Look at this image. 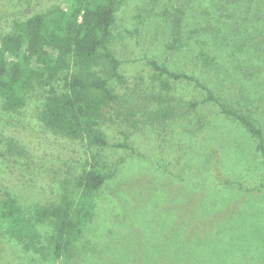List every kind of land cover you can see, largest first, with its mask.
Returning a JSON list of instances; mask_svg holds the SVG:
<instances>
[{"label":"rangeland","instance_id":"obj_1","mask_svg":"<svg viewBox=\"0 0 264 264\" xmlns=\"http://www.w3.org/2000/svg\"><path fill=\"white\" fill-rule=\"evenodd\" d=\"M187 1L125 0L118 10L111 43L125 83L112 80L111 84L134 104V109H124L125 115L141 111L129 120L123 114V121L117 119L109 126H113L112 142L126 140L130 147L112 143L89 149L79 139L43 128L35 113L45 94L41 89L32 93L20 112L0 111L1 131L30 133L33 148L41 141H51L47 151L62 142V149L78 150L77 167L88 165V159L110 175L99 192L98 215L78 242L82 253L75 250L69 264H176L181 260H162L167 256H181L190 263L195 256L190 244L174 254L169 251L188 235L193 237V227L206 238L205 223L216 218L229 223V230L222 234L233 243L221 253L222 264H264V165L256 149L258 139L223 113L215 101L206 100L207 90L194 82L164 73L171 88L162 89L151 64L156 60L173 71L196 76L220 100L249 114L264 129V67L228 65L221 59L222 53L217 56L218 46L241 22L254 23L259 30L255 34L261 38L264 10L244 14L240 9L210 18L202 12L210 6L209 0ZM3 2L25 13L31 0H3L0 4ZM176 36L181 39L172 45ZM216 56L226 71L218 73L216 59L212 66L205 60ZM155 95L163 100L159 102ZM163 107L169 108V117L148 114ZM137 119L141 121L134 124ZM4 145L3 140L0 149ZM24 162L16 160L19 171L14 176L0 168L6 185L1 187L13 189L24 203L49 200V180L35 172L39 181H34ZM222 227L224 223L216 229ZM211 237L214 240L220 235ZM204 257L202 254L200 263ZM0 264L47 263L0 234Z\"/></svg>","mask_w":264,"mask_h":264},{"label":"trees","instance_id":"obj_2","mask_svg":"<svg viewBox=\"0 0 264 264\" xmlns=\"http://www.w3.org/2000/svg\"><path fill=\"white\" fill-rule=\"evenodd\" d=\"M124 1L35 0V5L31 0L25 13L8 7L6 2L0 4V111L5 114L20 112L32 93L41 89L45 94L41 103L36 105L35 113L43 128L56 135L79 139L89 149L112 143L130 147L126 140L112 142L113 126H109L117 119L123 121L124 109H134L129 97L117 93L111 84L112 80L125 83L119 70L120 60L111 43L117 13ZM209 2L210 6H205L202 12L210 18L224 12H239L240 9L244 14L264 10V0ZM258 31L254 23L241 22L234 34L226 36L218 46L217 56L222 53L221 59L228 65L264 67V34L260 38L255 34ZM180 39L176 36L172 45H177ZM217 56L205 60L212 66L216 59L218 73L226 71L218 64L220 59ZM151 64L155 69L154 77L164 90L171 88L170 82L162 77L164 73L205 88L206 100L215 101L223 113L239 121L258 139L256 149L262 154L264 165V129L258 122L220 100L196 76L186 71H173L156 60ZM155 98L159 102L163 100L158 95ZM138 111L141 110L127 112L124 119L129 120ZM148 114L167 118L171 112L163 107ZM138 121L141 120H135L134 124ZM23 132L9 134L6 128L0 130V143L3 140L5 143L0 149V168L14 176V172L19 171L16 160H25V170L28 168L30 176L38 172L49 180L51 198L44 202L24 203L13 189L1 187L6 185L0 178V234L40 255L47 264H69L76 254L82 253L78 242L98 215L99 192L110 175L103 172L97 162L91 163L88 159L89 167H77L78 150L68 152L62 149V142H57L50 151L47 148L51 141L49 144L41 141L39 147L33 148V140H28L30 133ZM37 157L45 165L41 166ZM33 176L34 181L38 180L35 174ZM221 221L217 218L206 221L203 230L207 239L196 232L198 227H193V237L188 235L169 251L174 254L178 248L190 244L195 254L192 262L181 256H167L162 260L180 258L176 264H222L221 253L233 243L229 242L230 236H224L227 241L222 234V230H229V223ZM221 223L225 227L216 229ZM212 234L220 237L213 240ZM75 250L77 253L73 254ZM202 254L204 263H200Z\"/></svg>","mask_w":264,"mask_h":264}]
</instances>
